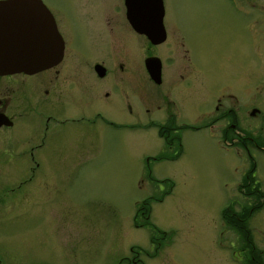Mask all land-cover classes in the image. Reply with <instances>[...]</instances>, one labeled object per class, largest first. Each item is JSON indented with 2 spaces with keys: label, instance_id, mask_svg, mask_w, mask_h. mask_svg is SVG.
I'll use <instances>...</instances> for the list:
<instances>
[{
  "label": "rangeland",
  "instance_id": "rangeland-1",
  "mask_svg": "<svg viewBox=\"0 0 264 264\" xmlns=\"http://www.w3.org/2000/svg\"><path fill=\"white\" fill-rule=\"evenodd\" d=\"M175 1L179 3V12L183 11L182 19L179 17L182 28L197 38L192 63L202 73L200 84H194L190 75L184 80L189 81L187 85L180 84L170 90L180 105L184 123L193 124L205 93L220 91L228 80V94L234 98H228V107L241 116L245 128L238 130V134L250 131L256 120L247 116V112L251 107L263 112L264 100L243 93L244 68L237 62L250 51L249 32L240 25L236 15L229 12V6L228 15L210 20L200 15L197 0ZM61 2L66 6L71 3L70 0ZM84 24L78 23L74 28ZM232 38L236 39L233 44ZM133 51L135 54L137 51L138 85L147 97L141 56L138 49ZM231 57L234 62L229 61ZM222 103L225 102L222 100ZM147 119L140 110L136 123L120 117V123L136 124L132 130L109 129L98 121L86 127L85 132L83 128L74 130L73 136L84 139L81 146L89 145V152H96L98 160L85 165L71 164L68 168L72 176L56 179V209L37 211L35 205H24L17 212V208H8L11 213L6 214L3 224L0 222V243L4 248L16 241L14 237H24L32 243L39 241L40 246L47 242L45 249L57 254L56 264H124L122 258L130 255V247L142 250L137 264L244 262L248 253L242 238L222 221L221 212L227 207L236 212L256 203L254 197L245 196L237 189L251 163L259 189L264 193V151L250 147L245 150L237 144L236 137L222 142L223 121L217 122L211 133L191 130L187 126L181 129L177 136L178 154L173 142L167 144L173 148L162 147L166 144L157 137L154 126L146 124ZM225 132L228 135V131ZM78 142L71 140L68 146L74 147ZM156 156L157 160H152ZM165 180L172 183L171 190ZM161 195L164 197L160 202L151 203L148 221L162 231V247L157 254L144 256L150 243L147 230L133 228L135 205ZM53 228H63V238L71 242L67 259L62 256L66 247L63 252L57 245ZM247 228L264 263V201L247 219ZM59 233L60 230L57 237Z\"/></svg>",
  "mask_w": 264,
  "mask_h": 264
},
{
  "label": "flooded vegetation",
  "instance_id": "flooded-vegetation-1",
  "mask_svg": "<svg viewBox=\"0 0 264 264\" xmlns=\"http://www.w3.org/2000/svg\"><path fill=\"white\" fill-rule=\"evenodd\" d=\"M8 1L11 0H0V7ZM39 1L53 20L62 50L58 61L48 68L33 74L0 75L2 224L6 214L11 213L8 208H17V212L24 205H35L37 211L56 209V179L72 176V170L68 168L71 164L85 165L99 158L96 152H89V145L81 146L84 139L72 134L77 128H83L85 132L86 127L96 121L109 129L132 130L136 124L120 123V117L125 116L130 123H136L137 114L142 110L148 116L146 124L154 126L166 149L173 148L167 145L173 142L169 132L178 136L187 126L191 130L211 133L217 122L224 121L220 133L222 142L236 137L237 144L243 149L250 147L264 151V110L251 107L247 116L254 118L256 124L239 135L238 130L245 128L241 116L228 107V98L234 99L228 94V80L220 91L205 93L193 124L184 123L180 105L170 90L180 84L187 85L189 81L184 80L190 75L194 84H200L202 73L192 63L197 38L182 28L183 11L179 12L177 1L164 3L160 0L163 40L159 43H153L139 32L144 28L143 21L147 24L146 30L152 29L149 24L155 10L149 0H99L98 3L70 0L67 6L61 0ZM197 1L200 15L210 20L228 15L229 6V12L236 15L240 25L249 32L250 51L237 62L244 68L243 93L264 100V0ZM81 22L85 24L75 29L74 26ZM235 40L232 38V44ZM133 49H138L141 56L150 91L146 90L147 97L138 85L137 51L135 54ZM229 61L234 62L233 57ZM146 62L153 69L158 67V83L145 69ZM95 106L98 108H93ZM187 114L190 115L191 110L188 109ZM71 140L80 142L69 147ZM132 225L135 229L140 228L133 221ZM62 230L53 228V235L63 252L66 247L62 256L67 259L71 242L63 238ZM14 238L16 241L10 242L11 246L4 248L0 243L3 251L0 264H56L57 254L45 249L47 242L40 246L39 241L32 243L24 237ZM158 247V242L149 244L144 256L157 254ZM141 251L130 247V255L122 261L137 264Z\"/></svg>",
  "mask_w": 264,
  "mask_h": 264
},
{
  "label": "water",
  "instance_id": "water-1",
  "mask_svg": "<svg viewBox=\"0 0 264 264\" xmlns=\"http://www.w3.org/2000/svg\"><path fill=\"white\" fill-rule=\"evenodd\" d=\"M149 1L154 4L152 9L155 10L149 24L152 29L146 30L147 24L143 21L144 28L139 32L153 43H159L163 40L161 3L160 0ZM0 10V75L33 74L58 61L61 41L49 12L39 0H11L3 4ZM147 62L146 70H149L151 79L158 83V67L153 69Z\"/></svg>",
  "mask_w": 264,
  "mask_h": 264
},
{
  "label": "trees",
  "instance_id": "trees-1",
  "mask_svg": "<svg viewBox=\"0 0 264 264\" xmlns=\"http://www.w3.org/2000/svg\"><path fill=\"white\" fill-rule=\"evenodd\" d=\"M169 136L172 137V140H174L173 143H175V145L177 146L176 149L179 154L180 143L178 137L172 134L171 132H169ZM165 181L169 184V188L171 190L172 183H169L167 180ZM237 189L238 192L242 193L245 196L254 197L256 203L252 206L250 205L249 207L240 209L236 212L227 207L222 210L221 219L227 226L229 225V227L236 231L238 235L242 238L241 240L243 241V246L246 248V251L248 253V258L240 264H264L261 259L260 253L255 250L251 242L250 233L247 228V219L253 214V212H255L261 207L262 202L264 201V193L260 191L259 185L255 179L253 163H251L249 168L244 172L243 177L241 179V183L239 184ZM166 193H169V191H166ZM163 195H165V193ZM163 195H161L158 199H154L155 196H153L152 198L149 197L137 203L135 205V215L132 218L133 223H135L140 228L147 230L148 241L150 244H155V242L159 243L158 250L162 247V237L164 238V236H162V231L154 227L148 221V215L151 203L160 202L161 199H163L164 197Z\"/></svg>",
  "mask_w": 264,
  "mask_h": 264
}]
</instances>
